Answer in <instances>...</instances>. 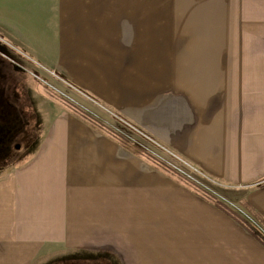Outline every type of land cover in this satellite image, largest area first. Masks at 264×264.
<instances>
[{
    "label": "crops",
    "instance_id": "1",
    "mask_svg": "<svg viewBox=\"0 0 264 264\" xmlns=\"http://www.w3.org/2000/svg\"><path fill=\"white\" fill-rule=\"evenodd\" d=\"M263 6L264 0H0V34L62 82L93 93L134 124H150L162 142L239 187L264 218ZM205 17L216 22L202 26ZM168 81L189 85L165 92L154 107L144 96L123 108L103 90ZM40 106L42 121H30L32 106L17 113L16 131L34 138L14 151L0 141V163L12 157L0 175V264H39L79 246L120 241L113 236L121 237V225H132L129 214L122 218V196L144 216L133 225L148 235L152 218L175 220L164 225L176 233L195 232L193 213L198 227L213 228L190 247L183 236L136 234L131 249L137 245L145 259L157 253L156 264H264V246L225 213L154 173L134 149L72 108ZM215 212L237 234H218ZM206 213L214 222L208 215L199 224ZM154 239L181 245L159 253L152 243L163 242ZM244 246L252 253L243 254Z\"/></svg>",
    "mask_w": 264,
    "mask_h": 264
},
{
    "label": "rangeland",
    "instance_id": "2",
    "mask_svg": "<svg viewBox=\"0 0 264 264\" xmlns=\"http://www.w3.org/2000/svg\"><path fill=\"white\" fill-rule=\"evenodd\" d=\"M202 10L205 11L203 8ZM260 11L263 12L264 10L260 9ZM205 14H207L206 11ZM208 20L211 21V24L216 22V19L214 21L213 18L205 17L201 19V25L209 26ZM26 52L27 51L24 52V50L18 48L16 43L8 42L6 36L0 34V130L5 131L2 138L4 137L9 143V147H6V150L15 149V145L18 144L17 142L22 144L28 139L34 138V136L28 133L20 134V132L16 131L17 113H22L25 110L24 107H26L27 111L29 106L34 108V111H29L31 114H29L31 116V122L35 118H38V120L41 119L42 121L38 110V105L40 104L41 106L44 105L45 108L49 106H57L63 109H65L64 107L68 109L72 108L76 114H79L78 116L82 120H84L82 117L85 118L83 121L84 123L90 122L94 124L98 129L102 130L103 133L107 134L108 137L128 145L130 149H134L137 154L142 156L141 158L143 160H146L148 164L153 166V170H155L154 173L160 172L167 175L170 179L175 180L185 187L191 194L198 197L200 196L202 200L209 202L221 212L223 211L215 203L218 202L224 205L232 211L236 217L258 230L264 238V223H261L259 220H264V218L260 217L254 209L247 206L245 200L241 198L239 187L234 186V184L230 183L228 180H220L212 176L201 169L191 158L186 157L175 148L162 142V140L157 138V133L151 129L150 124L143 125L137 122V124H134L129 117L119 109L107 104L93 93L75 84L62 82L56 78L50 68L42 66L32 58L31 53L28 52L31 54L29 55L26 54ZM188 53L189 52H186V55H188ZM191 73L192 67H188L186 69V74ZM177 85L180 87L184 85V88H186L189 84L183 82L176 84L169 81L136 84L116 83L110 84V88L109 86H105L103 90L107 92V95L111 94L114 96V102L121 105L120 107L125 106L129 108V105L130 107L133 106L132 102L136 101L137 97H142L144 99V96H149L148 100L152 101V104H154L152 107H154L159 105L163 95H165V97L168 96L165 92L173 91ZM118 89L120 90V94ZM146 91H149V93L151 92V94H144ZM110 92H115L116 94ZM47 98L50 99L52 105L48 104ZM44 101H46L45 104ZM23 103L25 104L23 105ZM28 103L30 104L29 106ZM26 110L24 113H26ZM18 130L23 131V128L18 127ZM11 158L12 157H8L0 163V175L2 171L11 166ZM258 186L259 184H256L252 187ZM153 204V208L158 207V203L155 202V200ZM131 208L132 210H130ZM136 209L137 206H135V208L132 207L122 196V218L123 214H129L132 225H128L131 224L128 221H125L121 225V237H118V235L113 236L114 239L120 241L113 244L106 243L79 246L69 250L68 252L71 254H69L68 257H63V255H58V257L53 258L42 257V259L39 260V264H142L146 263V261L148 264L160 263L161 260L158 258L160 255L157 256V253L151 254L150 258L145 259L140 256L142 255L141 251H135L136 248H138L137 245H135L136 248L131 249V240L134 238V235L137 234V236H139L146 234L133 225L142 221L144 217H138L136 215ZM162 213L165 215L168 212ZM206 214L200 215L199 224L201 220H203L202 224L207 222L204 218L209 214ZM215 214L217 215L215 218L218 221V234H237V232L232 229L230 231V227L221 220L220 215L216 212ZM226 215L229 216L228 214ZM153 216H157V212L154 211ZM229 217L242 226L233 217ZM198 218L199 215L196 213H193V215L189 214V220H191L189 224L194 222L196 229H198L195 232H191L190 230L194 227L189 228V231L184 233H176L171 230L170 227L164 225L175 220L152 218L150 236L148 234L146 235H148L149 238L167 237L170 239H175L176 236H183L184 239L180 238V241L184 240L185 242L182 243L190 247L189 245H191L195 239L197 240L198 236L209 234L210 229L213 230L212 227L209 228L210 226L207 225L198 227ZM208 219H210L212 223L214 222L212 216L209 215ZM142 230H144V228H142ZM246 232L248 231L246 230ZM111 233L112 232H110V237H112ZM210 233L214 234V232ZM155 240H160L163 243ZM152 241H155L152 245L157 247V249L152 248V250H158L159 253L165 251L166 246L170 247L173 245L176 248L178 245H181V243L177 242L166 244L164 239H154ZM248 247L249 246L243 247V254L252 253ZM36 261L37 260L34 262Z\"/></svg>",
    "mask_w": 264,
    "mask_h": 264
},
{
    "label": "trees",
    "instance_id": "3",
    "mask_svg": "<svg viewBox=\"0 0 264 264\" xmlns=\"http://www.w3.org/2000/svg\"><path fill=\"white\" fill-rule=\"evenodd\" d=\"M5 131L4 130H0V141H2L4 139V137L2 138V136L4 135ZM4 141V140H3ZM223 212H225L226 214H228L229 216L233 217L236 221H238L255 239H257L263 246H264V238L261 236V234L258 232V230H256L255 228H253L252 226H250L249 224H247L246 222H244L243 220L239 219L238 217H236L234 215V213H232V211H230L227 207H225L224 205L216 202L215 203ZM261 223H264L263 219H259Z\"/></svg>",
    "mask_w": 264,
    "mask_h": 264
}]
</instances>
